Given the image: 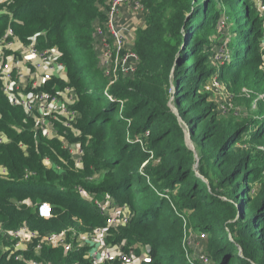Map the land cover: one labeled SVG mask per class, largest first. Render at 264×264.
<instances>
[{"label":"trees","instance_id":"1","mask_svg":"<svg viewBox=\"0 0 264 264\" xmlns=\"http://www.w3.org/2000/svg\"><path fill=\"white\" fill-rule=\"evenodd\" d=\"M213 1L143 0L146 25L134 40L140 59L137 71L109 88L95 35L97 26L106 21L109 0H8L0 5V37L13 28L24 42L58 49L68 76L54 81L59 87L50 90L73 87L79 97L75 107L81 112L72 128L63 127L59 137L48 139L34 129L22 108L9 101L0 82V126L11 138L10 143L0 144V163L12 173L11 180L0 179V222L6 228L26 222L43 234L68 230L71 235L106 226L97 206L78 195L76 187L82 185L97 198L133 207L135 216L114 233V241H125L129 247L137 243L146 246L152 264H199L188 263L183 216L191 227L208 232L213 264H264V149L242 154L234 148L245 143L244 138L264 145V109L244 126L230 121L219 128L204 89L213 71L202 54L204 40L199 38L196 24L212 18ZM225 1L244 11L242 14L248 13L238 21L236 61L228 66L232 78L240 76L243 82L264 85L258 20L252 21L247 0ZM161 66L163 74L157 76ZM84 74L94 80L95 87ZM172 82L179 115L192 138L196 134L202 145L200 172L209 183L196 175L194 157L185 153V133L169 106ZM13 125L21 130H14ZM89 136L90 146L86 144ZM141 138L145 145L150 139V145L141 148ZM63 139L84 147L83 167L74 166L62 147ZM21 142L27 146L25 151ZM208 147L212 149L206 150ZM153 155L160 159L157 166ZM45 158L63 171L48 168ZM98 173L99 185L85 181L84 176ZM256 183L259 192L251 197ZM25 199L50 202L53 217L41 218L22 203ZM173 201L181 210L179 215ZM136 250L140 252V248ZM77 257V251L65 255L63 249L46 247L41 259L72 264ZM0 264L24 263L8 260L0 252Z\"/></svg>","mask_w":264,"mask_h":264},{"label":"built area","instance_id":"2","mask_svg":"<svg viewBox=\"0 0 264 264\" xmlns=\"http://www.w3.org/2000/svg\"><path fill=\"white\" fill-rule=\"evenodd\" d=\"M7 1L0 0V5H4ZM124 9H130L138 14L146 13L143 0H109L106 21L96 28V46L100 47V65L110 79V84L118 80L120 73L133 76L140 60L138 53L129 48L127 43L131 29L121 20L120 15ZM2 11L0 8V14ZM262 13L264 14V8ZM261 52L264 66V36L261 42ZM66 77L67 68L60 60L57 48L42 49L34 42H24L16 36L13 28H9L0 37L2 91L14 106L22 108L28 117L35 119L38 129L48 139L59 137L63 127L72 128L81 116L80 111L75 107L78 95L73 87L66 86L57 92L46 89L48 84ZM214 83L215 86H219L216 80ZM232 99V96L227 97L224 105L219 108L220 113L230 111ZM10 142L11 138L7 132L0 130V144ZM20 147L24 151L27 148L23 142L20 143ZM62 147L69 153L76 168L83 167L85 151L80 142L72 143L63 139ZM44 164H49L46 166L56 171H63V168L50 158H45ZM11 174L10 168L0 163V179L11 180ZM76 191L81 198L97 206L101 215L106 218V226L97 227L92 231H73L71 235L68 230L43 234L38 229L31 228L26 222L13 228H6L0 222V252L2 255H6L8 260L13 258L16 262L24 264H53L51 261L41 259L44 249L48 247L63 249L65 255L77 251L79 257L72 264H82V261L86 264L153 263L147 248L146 254L143 252L138 254L141 251L138 252L136 246L127 247L125 241L115 242L114 237L112 241L110 240L113 236L110 233L111 229L118 230L125 227L133 217L127 205L117 204L110 198H97L82 185H77ZM26 200L22 203L25 204ZM32 210L44 219H49L54 215L53 206L48 201L34 203ZM182 219L185 229L187 220L184 216ZM207 236L206 233L200 235L202 239ZM187 237L185 229L183 246L186 253L187 247L191 244V239ZM199 264L204 263L199 262Z\"/></svg>","mask_w":264,"mask_h":264},{"label":"rangeland","instance_id":"3","mask_svg":"<svg viewBox=\"0 0 264 264\" xmlns=\"http://www.w3.org/2000/svg\"><path fill=\"white\" fill-rule=\"evenodd\" d=\"M242 0H238V3ZM249 6L251 7L253 15L251 17L252 21L254 19H257V23L255 24L257 26V30L260 31V39L264 36V14L262 13L264 8V0H247ZM211 7H213L214 14L212 18L209 20V22H200L196 23L199 24L200 29V36L199 38L201 40H204L203 43V55L206 57V65L208 69H211L213 71V75L207 80L205 84V92L209 93V101L213 104L215 109V114L218 119V125L219 128H221V125L224 127L228 125L230 121H234L237 123H243L240 124L241 126L245 125V121L249 118L255 117L258 112V110L264 109V85H256V84H249L248 82H243L238 76L237 78H232V70L229 69V65L232 62L236 61V58L234 57L236 54L235 45L238 43V31L240 30V25L238 21L244 17L248 16L247 14H242L244 11H237L233 8L232 4H230L228 1L225 0H214ZM4 9V8H3ZM239 14H242L241 16H238ZM262 53V52H261ZM187 60V59H186ZM260 69L264 73V66L263 63L260 66ZM158 73V74H157ZM157 73L156 75H162L163 74V67H157ZM170 73H173V69H171ZM222 74H224L223 77H220ZM85 77H87V74H84ZM108 79V78H107ZM88 80L91 83L92 87H95L94 80L88 76ZM217 81L219 83V86H215L214 81ZM109 81V79H108ZM256 82V81H253ZM174 84L171 83L170 88V101L169 106L171 110L176 114L177 120L181 127L183 128V131L185 133V139L184 144L186 148V154L193 155V168L196 172V175H198L201 178L202 182L209 183V180L201 175L200 167L202 165L201 160V153H202V145L196 140V134L195 137L192 138L191 131L189 126L186 122L183 121V119L179 115L178 106L174 100L173 94H174ZM96 92H99V90L96 88ZM228 96H232V102L230 104V111L226 113H220L219 108L224 105L223 103L226 101ZM28 120L33 123L34 129H38L36 125L35 119L28 117ZM245 122V123H244ZM13 129L21 130L20 127L14 126ZM35 129V130H36ZM0 130H4L7 132V130L0 126ZM40 130V129H38ZM41 132V130H40ZM62 132V131H60ZM42 136L43 133L41 132ZM150 133H146V137L149 136ZM73 136V134H71ZM244 142L237 143L234 148L239 151V153H248L251 154L257 153L260 150L264 149V145H261V143H258V141L253 140L251 138H244ZM145 140L141 138V140H138V143L141 148L147 147V145H150V139L147 140V143L145 145ZM91 136L88 137V141H86L87 145H91ZM25 148V145H23ZM212 149L211 147L206 148V150ZM204 155H208V153H204ZM151 159L154 161V165L157 166L160 163V159H156L154 155L151 157ZM206 159V158H205ZM49 166V164H46ZM85 181L90 183L92 186H97L100 183L101 179V173L94 174L91 176H84ZM28 179V178H25ZM149 181L152 180L149 178ZM184 187V185H182ZM251 192V197H255L256 194L259 192L260 185L259 183H256ZM87 190V189H86ZM88 191V190H87ZM90 192V191H88ZM92 193V192H90ZM151 193V192H150ZM108 196V194H102V196ZM104 196V197H106ZM103 198V197H99ZM223 198L226 199L227 196L223 195ZM37 202H41L38 200ZM34 201H31L27 199L25 201V205L28 208H32V205L34 203H37ZM138 202V201H137ZM128 211L132 216H135V211L133 207L130 205H127ZM172 207L177 212L178 215L181 212L180 208L177 207L175 201L172 202ZM184 212H188L187 209H184ZM184 228V226H183ZM188 235V239H191V244L187 247V258L192 261H198L200 263L204 264H213L212 259L209 257L210 254V242H209V234L206 231L196 230V228L191 227L188 223L185 227ZM184 229V230H185ZM119 230L111 229V232L114 236V233H117ZM202 233H206V238L202 239L200 235ZM220 233L225 235V230L221 229ZM113 236L110 237V240L112 241ZM136 246L138 249L140 248V253H147L146 252V246H140L139 243L132 244L131 247ZM129 247V246H127ZM188 260V263L190 261Z\"/></svg>","mask_w":264,"mask_h":264},{"label":"crops","instance_id":"4","mask_svg":"<svg viewBox=\"0 0 264 264\" xmlns=\"http://www.w3.org/2000/svg\"><path fill=\"white\" fill-rule=\"evenodd\" d=\"M120 16H121V20L124 23V25L128 26L131 29V31H130V33L128 35V38H127V43L129 44V48L135 50L134 40H135V37H136V33H137L138 30L143 29L145 27V25H146L145 14L144 13L138 14L136 12L131 11L130 9H124L122 11V13H121ZM67 76H68V74H67ZM121 77L122 78H129L131 76L130 75H126L124 73H120L118 80ZM57 81H59V79H57L56 82ZM113 84H110V79H109V82H108L107 87L109 88ZM51 86H57V87H59L58 83H54L53 82V83L48 84L46 86V89L50 90ZM50 91H52V90H50ZM77 101H79V97H78V100ZM80 114H81V112H80ZM183 225H184V222H183ZM183 235H184V228H183Z\"/></svg>","mask_w":264,"mask_h":264}]
</instances>
